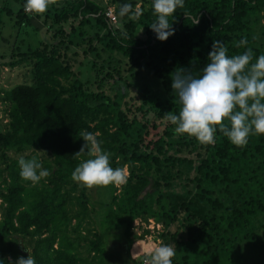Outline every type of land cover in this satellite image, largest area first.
<instances>
[{"label": "trees", "instance_id": "obj_1", "mask_svg": "<svg viewBox=\"0 0 264 264\" xmlns=\"http://www.w3.org/2000/svg\"><path fill=\"white\" fill-rule=\"evenodd\" d=\"M25 3L0 0V45L11 53L4 65L26 66L30 73L28 84L0 93L6 107V122L0 119L3 264L27 258L23 240L32 243L36 264L118 263L117 252L106 246L107 233L91 228V201L72 179L81 160L89 158L72 155L84 143L82 131L98 134L110 165L127 173L123 185L95 186L102 221L121 231L126 253L149 234L137 236L134 222L152 220L161 226L152 249L158 241L157 246H174L173 264H264V135L250 136L245 147H237L217 130L215 145L206 146L176 134L164 119L166 112L178 115L181 108L170 74L186 68L202 75L214 40L229 56L251 48L255 63L264 55V0H184L169 18L175 33L166 41L150 28L156 16L147 0L135 21L120 18L118 7V28L91 0H58L59 6L50 5L43 14L46 23L52 18L49 40L21 51L18 35L12 42L4 39L3 18L14 16L16 24L38 32L27 15L36 22L40 17L26 13ZM84 24L94 31L86 38L76 32ZM243 38L247 46L236 47ZM72 46L94 58L90 85L74 70ZM6 57L0 53V59ZM142 70L160 80L161 89L144 82L134 92ZM21 157H35L50 175L36 185L23 180Z\"/></svg>", "mask_w": 264, "mask_h": 264}, {"label": "clouds", "instance_id": "obj_2", "mask_svg": "<svg viewBox=\"0 0 264 264\" xmlns=\"http://www.w3.org/2000/svg\"><path fill=\"white\" fill-rule=\"evenodd\" d=\"M50 5L59 6L58 0H26L24 11L44 14ZM183 7L184 0H153L156 20L150 28L158 40L166 41L174 35L173 22L169 18L174 16L177 8ZM118 15L135 21L142 11L138 7L134 11L133 4L125 2L119 6ZM198 23L199 17H195L193 24ZM247 44V39L243 38L236 47ZM253 56L251 48L229 56L228 48L221 41L214 40L202 75H194L186 68L175 69L170 74L171 87L181 108L178 115L170 111L164 116L175 126V133L193 137L202 145L214 146L218 130L237 147H245L250 136L264 135V55H260L255 63L252 62ZM80 136L84 143L72 155L77 159L89 158L81 160L72 172V179L88 189L126 183L125 170L110 165V153L102 149L98 134L82 131ZM18 164L21 178L32 185L50 175L35 157H21ZM24 249L28 252L27 258L18 257L10 264H36L28 249ZM175 256L174 246L161 244L145 255L143 264H173ZM0 264H3L2 260Z\"/></svg>", "mask_w": 264, "mask_h": 264}, {"label": "rangeland", "instance_id": "obj_3", "mask_svg": "<svg viewBox=\"0 0 264 264\" xmlns=\"http://www.w3.org/2000/svg\"><path fill=\"white\" fill-rule=\"evenodd\" d=\"M91 1L95 3L96 5L102 7L106 12L108 10H111L114 13V15H115V10L122 3L130 2L133 4V8L136 10V8L137 7L139 8L142 2V0H91ZM147 1L151 3L153 2V0H147ZM11 8L16 10L17 6L14 5V6H11ZM38 15L40 18L37 19V22L33 19L34 18L33 16L27 15L29 20L31 21V24L35 22V24L38 25L39 31L36 33L32 31L31 26L28 27L26 24H20V25L16 24L17 20L16 18H14V16L3 18V21L5 23V27L3 29L4 39H9V41L12 42L13 37L18 35L19 37L18 41L20 43L23 42V44L20 45L19 47L21 51H25L27 46H29L30 48L36 47V44L40 41H43V40L48 41L53 31L51 30V32H47L48 34H46V31L49 30L48 28L50 26L52 18L48 19L46 23L44 22L46 17H44L43 14H38ZM76 22L78 23V20H76ZM35 24L33 25V28H35ZM53 27L56 28L55 26ZM113 27L114 28L119 27V22H118L117 17H116V23ZM76 32L77 34L82 33L83 38H86L88 35L93 34L94 31L91 29V27L87 26V24H84L83 26H80V25L79 27L76 26ZM4 45L5 44L0 45L1 46L0 53L6 55L7 57L5 59H0V93L8 91L17 85L28 84L30 82L29 67L21 66V67H17L14 69L5 67L4 64L7 62H10L9 54L11 53H10V48ZM69 53L74 62V70L80 73L82 82H85V84L90 85L93 80V74L91 70L92 69L91 66L93 64V59H94L93 56L87 55L85 57L84 55L81 54V49H79L76 46L75 47L72 46ZM102 58L104 59V57ZM144 82L147 85V87L153 90L161 89L160 80L149 77L148 71L142 70L140 72V78L137 80L136 86L133 85L134 92L139 91V87L142 86ZM137 85H139V87H137ZM5 110H6V107L0 104V119L3 120L4 123L6 122L5 121L6 119L4 118ZM37 155L40 158H44V159L47 157L42 152H37ZM10 157H13V156L10 155ZM125 174L127 175L126 172ZM115 186H119V185H115ZM77 187H78V190L83 188L85 190L86 195L89 197L91 201V206H90L91 207V216H90L91 228L94 230V232L104 231L107 233L106 246L111 251L117 252V256H115V259L118 261L117 264H135L138 262V260L143 259L145 255L148 254V252L153 248L151 244L153 242L154 237H156L157 233L160 232L161 228H159V226L155 227L154 226L155 223L153 224L151 221L148 224H142L139 222V220L135 221L133 226H134V233L137 236L141 235L142 232L146 230L145 228L149 229V234L146 235L141 242H137V241L134 242L133 248L129 251V253H126V250H125L126 243L124 239L122 238L121 231L118 229H107L106 225L102 221L99 197L97 195V187L88 189L79 183H77ZM77 194L78 193H76V195ZM20 243H21L20 248H21L22 254L28 255V252L24 249V247L28 249V251L30 252L32 243L29 240H23ZM159 243L160 242L158 241L157 244ZM133 251H134V255H133Z\"/></svg>", "mask_w": 264, "mask_h": 264}, {"label": "built area", "instance_id": "obj_4", "mask_svg": "<svg viewBox=\"0 0 264 264\" xmlns=\"http://www.w3.org/2000/svg\"><path fill=\"white\" fill-rule=\"evenodd\" d=\"M105 17L108 19V21H109V23L111 24V25H115V23H116V17H115V15H114V13L111 11V10H108L106 13H105ZM153 224H154V222L152 221V220H150ZM150 221H148V223L150 222ZM154 226L155 227H157V226H159V228H161V226L160 225H155L154 224ZM147 231H149V229H147V228H145ZM159 231V230H158ZM161 231V230H160ZM152 234H153V232H152Z\"/></svg>", "mask_w": 264, "mask_h": 264}]
</instances>
